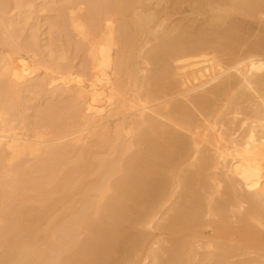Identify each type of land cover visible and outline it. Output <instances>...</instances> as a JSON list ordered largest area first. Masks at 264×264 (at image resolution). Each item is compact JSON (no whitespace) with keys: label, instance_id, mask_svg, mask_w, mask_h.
I'll list each match as a JSON object with an SVG mask.
<instances>
[{"label":"bare ground","instance_id":"bare-ground-1","mask_svg":"<svg viewBox=\"0 0 264 264\" xmlns=\"http://www.w3.org/2000/svg\"><path fill=\"white\" fill-rule=\"evenodd\" d=\"M13 1L0 264H264V0H63L79 67L28 22L55 0Z\"/></svg>","mask_w":264,"mask_h":264},{"label":"rangeland","instance_id":"rangeland-1","mask_svg":"<svg viewBox=\"0 0 264 264\" xmlns=\"http://www.w3.org/2000/svg\"><path fill=\"white\" fill-rule=\"evenodd\" d=\"M8 1H9V5H8L9 7H8V10H6V16H8V17H17L18 7L15 5V2L13 0H8ZM38 2H39V0H34V3H38ZM61 4L64 5L65 2L63 0H55V2H49L48 5H47V9H45V10L44 9H40L38 6H34V7L30 8V10L32 11V14H31L32 18H30L28 20V22L30 24L33 23V24L38 26L36 34H37L38 39L40 40L41 44H45V43L49 44L50 43L51 44L50 46L52 47V45H53V48H55V49H60V50L63 49L64 50L63 52L66 54V56L68 55V57L70 58L71 62L74 64V66L75 67H79V65H80V63L82 61V58L85 57V53H84V51L82 49H79L78 46H76V41H75L76 40V36H74V33L73 32H71L70 34L67 33L68 34L67 35L66 32H62L63 30L58 29L55 26H53V27L49 26L50 25L49 22H53L54 21V23H55L56 20H58L59 17L57 15L56 7H58ZM21 9L25 10V9H27V7H23ZM167 10L171 11L173 9L171 7H167ZM64 14L67 15L66 12ZM183 14H185V15H191L192 14L191 11L189 10V7H186V6L183 5L182 6V11L181 12H173L172 16L167 20V22H169V21H171V20H173L175 18L181 17ZM234 15L236 16L235 19L238 22L243 23L244 25H246V27H249L254 33H256L258 31L259 25H257L256 23H254L252 21L244 19L238 13H234ZM198 22H200V23L203 22L204 23V18L200 16L199 19H198ZM22 24L23 23L21 22V25ZM25 27H27V26H25ZM55 38H57V39H55ZM69 41H71V43ZM59 42H60V44H59ZM62 43H63V46H62ZM64 47H65V49H64ZM6 50H7V46L3 45V44H0V52H6ZM44 57H46V56H44ZM62 99H63L62 96H57L55 98L42 97L39 100L36 99V98L35 99L33 98L34 106H33V103H32V107L33 108H32V110H30L28 112V114L29 113H33V114H30V116H29L30 122L32 123L33 119L35 120V117H34L35 113L34 112L37 109H41L42 107H43L42 109H45V107H47V105H49V104L57 105L59 103H60L59 107H64L63 105H65L66 103L63 102L64 99L63 100ZM38 104H40V105H38ZM61 104H63V105H61ZM31 123L28 125L29 131H30L29 134L33 133V125ZM41 130H44L45 132L48 131L47 135H49V134L52 135V133H53L52 131L49 132V127L48 126L47 127L46 126L42 127Z\"/></svg>","mask_w":264,"mask_h":264}]
</instances>
